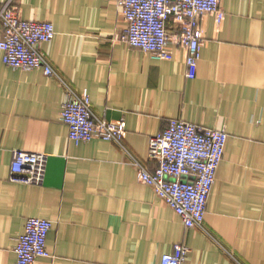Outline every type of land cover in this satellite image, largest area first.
<instances>
[{
	"label": "crops",
	"instance_id": "crops-1",
	"mask_svg": "<svg viewBox=\"0 0 264 264\" xmlns=\"http://www.w3.org/2000/svg\"><path fill=\"white\" fill-rule=\"evenodd\" d=\"M9 2L25 20L54 23L41 49L126 134L123 145L71 141L60 81L7 66L0 50V264H16L30 217L53 222L37 264H160L176 244L191 249L190 264H264V0H221L223 22L200 18L194 79L174 40L170 60L126 43L117 0H0ZM173 119L229 134L202 227L187 228L135 166L156 170L149 141ZM15 150L47 154L42 185L12 180Z\"/></svg>",
	"mask_w": 264,
	"mask_h": 264
},
{
	"label": "built area",
	"instance_id": "built-area-1",
	"mask_svg": "<svg viewBox=\"0 0 264 264\" xmlns=\"http://www.w3.org/2000/svg\"><path fill=\"white\" fill-rule=\"evenodd\" d=\"M118 8L128 24L125 40L156 60L173 58L172 43L186 53L187 77L198 73L204 40L198 31L200 18L209 14L217 23L225 19L221 0H117ZM178 30L170 33L169 23ZM0 24L3 37L0 50L3 62L15 70H43L56 77L65 88L61 121L69 128V138L76 144L96 138L123 145L125 121H110L93 110L88 90H77L53 67L43 43L56 34L52 22L23 19L11 6L0 4ZM229 134L226 129L205 128L173 119L169 126L149 141V156L158 162L154 172L138 161L135 166L142 182L151 185L157 196L181 217L187 228L202 227L207 203L216 182L218 168L224 158ZM47 154L15 150L11 163V178L24 184L42 185L47 168ZM53 222L30 217L25 231L17 238L16 264H37L48 255L47 240ZM191 249L176 244L173 251L162 256L160 264H190Z\"/></svg>",
	"mask_w": 264,
	"mask_h": 264
}]
</instances>
